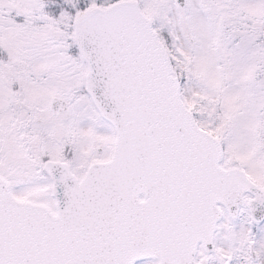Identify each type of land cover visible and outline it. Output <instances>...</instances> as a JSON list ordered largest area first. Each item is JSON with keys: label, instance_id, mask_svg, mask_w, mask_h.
<instances>
[{"label": "snow or ice", "instance_id": "1", "mask_svg": "<svg viewBox=\"0 0 264 264\" xmlns=\"http://www.w3.org/2000/svg\"><path fill=\"white\" fill-rule=\"evenodd\" d=\"M0 264H264V0H0Z\"/></svg>", "mask_w": 264, "mask_h": 264}]
</instances>
